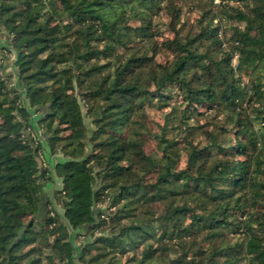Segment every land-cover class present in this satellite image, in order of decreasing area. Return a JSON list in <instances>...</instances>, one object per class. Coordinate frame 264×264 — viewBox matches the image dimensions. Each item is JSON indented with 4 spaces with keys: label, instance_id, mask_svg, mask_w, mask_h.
<instances>
[{
    "label": "trees",
    "instance_id": "obj_1",
    "mask_svg": "<svg viewBox=\"0 0 264 264\" xmlns=\"http://www.w3.org/2000/svg\"><path fill=\"white\" fill-rule=\"evenodd\" d=\"M214 1L0 0V264H264V0Z\"/></svg>",
    "mask_w": 264,
    "mask_h": 264
},
{
    "label": "rangeland",
    "instance_id": "obj_2",
    "mask_svg": "<svg viewBox=\"0 0 264 264\" xmlns=\"http://www.w3.org/2000/svg\"><path fill=\"white\" fill-rule=\"evenodd\" d=\"M215 3H217L218 1L217 0H215L214 1ZM240 5V7H243L244 5H242V4H239ZM182 12H183V17L182 18H185V19H187V20H190V19H192L193 17H194V13H190V12H187V6H184L183 8H182ZM166 22V21H165ZM234 26H238V27H243L241 24L239 25V24H237L236 22H227V21H222L221 22V30H220V35H219V38H221L223 41L224 40H227L230 36H231V29L234 27ZM5 33L2 31V30H0V42L1 43H4L5 42V40H4V38H5ZM1 47H2V45L0 46V55H5V56H7L8 58H9V63L8 64H6L7 65V67H5L4 68V73H7V74H10L11 73V67L9 66L10 65V60H13V54L12 53H9L7 50H2L1 49ZM223 48H227V46H226V43H225V45L223 44ZM157 60L158 61H162L163 60V58H162V55L161 54H158L157 55ZM237 62H238V60H237V56L235 55L234 57H233V59H232V62H231V64L234 66V67H236V65H237ZM259 68H261V67H259ZM239 77H240V83H241V85H243V87L244 88H246L247 89V95L244 97V106H242L243 107V109H244V111L246 112V119H245V116H243V118L246 120V121H248L247 119H248V117L249 118H253V116H255L256 114H255V111L254 110H252V109H260L261 108V106H260V102H262L263 100H261L260 102L258 101V102H255L254 100H252V105H247V101H248V98H249V95H251V92H250V88H251V82L253 81V80H256L258 77H259V79H260V82L264 85V73H263V71H261L260 69H257V70H255V71H253V72H250V71H242V72H240V75H239ZM13 80V79H12ZM14 81V80H13ZM171 93H175V94H178V92L177 91H172ZM26 103V102H25ZM149 111V119L151 120V122H158V121H160V112H158V111H156V110H153V109H150V110H148ZM34 115H36L35 114V112L34 113H32V117L34 116ZM247 115H249V116H247ZM212 116V114L210 113L209 114V117H211ZM206 118H207V116H205V117H203L202 119H201V124L202 125H205V121H207L206 120ZM223 119H224V121H223ZM216 122H219V123H222L223 125H224V127H226L227 129H233V127H234V125H233V123H230V121L229 120H227L226 119V116H225V114H222V115H219V117L218 118H216ZM86 123H88V121L86 120ZM33 125H34V128L33 127H31V130H30V136L32 137V139L35 141V142H37V143H39L40 141H41V139H42V136H41V131L38 129V127L35 125V120L33 121ZM205 129V128H204ZM210 129V128H209ZM258 129H260L259 127H258V125H255L254 126V130H258ZM203 131V129L201 130V132ZM231 133H229L228 134V137H233V131L232 130H229ZM203 133V132H202ZM233 139H231V142H232V144L234 143L233 141H232ZM146 148H147V151L149 152V151H152V149L154 148V144L152 143V141H148L147 142V144H146ZM40 159L41 160H43V163H45V165H47L46 164V162H45V157H44V150H43V147H42V150H40ZM262 170L264 171V167H262ZM261 177V179L263 178L264 179V172H263V176L261 175V176H259V178ZM52 187V189L54 188V187H56V184L55 183H53L52 184V186H50V188ZM52 192V191H51ZM51 196V195H50ZM51 198V197H50ZM52 200V203H53V207H54V210L61 216L62 214H61V210H60V208L54 203V201H53V199H51ZM102 207V206H101ZM103 209V208H102ZM260 212H264L263 210H260ZM71 234V233H70ZM71 235H73V234H71ZM205 234L203 233V234H199L198 236V238H197V242H199L201 239H202V236H204ZM230 234H226V236H225V242H226V244L227 243H230V244H234L235 243V241L238 239V241H240L241 239H242V237H239V236H229ZM82 238L81 237H75V235H73L72 236V243H73V245L75 246V247H77V248H80L81 247V245H82ZM201 242V241H200ZM225 242H220V244L219 245H216V250L217 249H219L221 246H224L225 245ZM244 261H242V264H244L243 263ZM75 263L76 264H79L77 261H76V259H75ZM239 264H241V263H239Z\"/></svg>",
    "mask_w": 264,
    "mask_h": 264
},
{
    "label": "crops",
    "instance_id": "obj_3",
    "mask_svg": "<svg viewBox=\"0 0 264 264\" xmlns=\"http://www.w3.org/2000/svg\"><path fill=\"white\" fill-rule=\"evenodd\" d=\"M1 43V42H0ZM9 59V58H8ZM9 63V61L7 62V61H5L4 62V64H5V67H7V65L6 64H8ZM42 147H43V150H44V157H45V162L46 163H52V161H53V157H51L50 155H49V153H48V151H47V148H46V145H45V143L42 141ZM54 183L56 184V188L57 187H59L60 186V182H59V180H55L54 181ZM52 188V187H51ZM50 187H49V191L51 192L52 191V189H51Z\"/></svg>",
    "mask_w": 264,
    "mask_h": 264
}]
</instances>
